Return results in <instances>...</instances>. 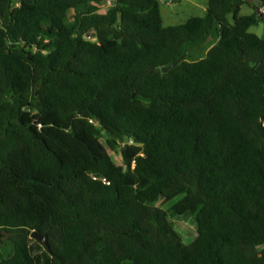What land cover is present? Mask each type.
Masks as SVG:
<instances>
[{
    "label": "trees",
    "instance_id": "1",
    "mask_svg": "<svg viewBox=\"0 0 264 264\" xmlns=\"http://www.w3.org/2000/svg\"><path fill=\"white\" fill-rule=\"evenodd\" d=\"M161 8L0 0V264H264V0Z\"/></svg>",
    "mask_w": 264,
    "mask_h": 264
},
{
    "label": "rangeland",
    "instance_id": "2",
    "mask_svg": "<svg viewBox=\"0 0 264 264\" xmlns=\"http://www.w3.org/2000/svg\"><path fill=\"white\" fill-rule=\"evenodd\" d=\"M162 4V15L164 19V24L166 27L169 26H176L179 24H182L183 20L188 17H198L199 15H205L202 10H204L207 6L208 0H159ZM177 3V4H176ZM172 4H175L172 6ZM111 4L107 6H103L100 9L101 13L107 12L111 8ZM253 12H255V9L253 7H250L248 5H245L242 8V12L240 13L241 16H246L250 15ZM74 12H71L70 16L73 18ZM232 20V17H231ZM252 33H255L259 35L260 38L264 39V22L259 23L257 26H254L251 29ZM217 42H219V39L217 37L211 38V40L208 41V44H211V48H213ZM203 45V44H202ZM200 45L198 48L192 51L190 55H187L186 59L190 62H195L198 61L202 58H205L207 56H201V50H205L207 46ZM200 56V57H199ZM109 136L107 133H103V140H107ZM125 147H130L132 150L136 153L137 156L141 155L143 147L141 145H138L132 140L122 142L121 143V148L117 149L116 151H110V154L114 160V162L118 165V167L122 171H126L127 167L124 162V158L122 155V149ZM178 200V199H177ZM173 204V203H172ZM165 205L162 208L169 210L170 206ZM195 219L192 217H188L186 219H174L173 224L177 232L180 234V236L184 239L186 243H191L197 236V229H196V224H195Z\"/></svg>",
    "mask_w": 264,
    "mask_h": 264
},
{
    "label": "water",
    "instance_id": "3",
    "mask_svg": "<svg viewBox=\"0 0 264 264\" xmlns=\"http://www.w3.org/2000/svg\"><path fill=\"white\" fill-rule=\"evenodd\" d=\"M263 0H249L250 3H254L257 6H259L262 3ZM258 11L260 13V8H258ZM258 13V14H259ZM90 37V36H88ZM187 53L184 54L182 57H179L176 61H174L171 65L166 66V67H162V72L164 74H168L170 73L172 70H174L176 67H178V65L183 62L185 60V58L187 57ZM32 238H34L35 240L38 241V243H40L42 246L46 247L48 250H50V245H49V234L46 235H41L38 232H33L32 234Z\"/></svg>",
    "mask_w": 264,
    "mask_h": 264
},
{
    "label": "crops",
    "instance_id": "4",
    "mask_svg": "<svg viewBox=\"0 0 264 264\" xmlns=\"http://www.w3.org/2000/svg\"><path fill=\"white\" fill-rule=\"evenodd\" d=\"M171 2H172V0H170ZM177 4V3H176ZM175 4H172V6H174ZM208 9V3H207V6H206V8L204 9V10H202V12H204V13H206V10ZM204 15H199L198 17H203ZM191 19V18H193V17H188V18H185L184 20H183V22H182V24H184L188 19ZM164 20V19H163ZM180 25V24H179ZM219 42H217V44H218ZM205 45H209L208 44V42H206V43H204L203 45H202V49H203V46H205ZM210 47H211V44L209 45V46H207V48L205 49V50H201V56H204V55H206V54H208V52H209V50H210Z\"/></svg>",
    "mask_w": 264,
    "mask_h": 264
}]
</instances>
